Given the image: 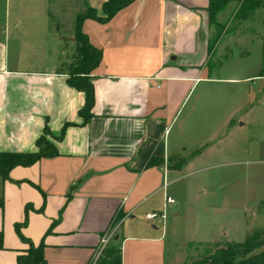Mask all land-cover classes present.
I'll return each mask as SVG.
<instances>
[{
  "label": "crops",
  "instance_id": "obj_1",
  "mask_svg": "<svg viewBox=\"0 0 264 264\" xmlns=\"http://www.w3.org/2000/svg\"><path fill=\"white\" fill-rule=\"evenodd\" d=\"M81 1L77 16L88 8L99 13L104 0ZM208 5L209 0H134L107 21L85 18L81 31L101 51L90 73L94 104L85 123L78 116L84 93L67 84L60 66L61 38L73 40L75 25L61 37L49 16L30 23L21 7L5 6L0 153L36 151L45 127L57 137L65 123L75 125L60 140L47 136L57 155L16 165L6 179L0 175V264H18L17 256L29 247L15 231L24 220L22 234L34 246L43 243L47 264H90L114 237L120 264H166L167 241H180L200 216L195 197H205L207 212L223 211L220 178L195 194L187 181L216 166L207 162L210 155L223 154L222 138L189 132L195 109L188 108L189 98L201 82L220 80L218 73L227 70L224 80L239 84L233 88L239 97L219 123L230 132L252 122L264 102V5L248 20H236L210 55L216 25ZM33 9L44 7L29 6L28 12ZM223 14H216L217 23ZM29 25L38 33L29 34ZM213 54L219 63L210 68ZM183 156L181 165L169 164ZM166 196L174 203H166ZM163 210L164 218H145ZM230 232L220 227L218 235L197 241L210 245L223 236L231 242Z\"/></svg>",
  "mask_w": 264,
  "mask_h": 264
},
{
  "label": "rangeland",
  "instance_id": "obj_2",
  "mask_svg": "<svg viewBox=\"0 0 264 264\" xmlns=\"http://www.w3.org/2000/svg\"><path fill=\"white\" fill-rule=\"evenodd\" d=\"M246 3V0H232L226 3L222 22L219 23L222 34L232 29L236 20H248L251 17V14L247 16L242 14V7ZM9 4L21 7L26 22H40L43 19L42 16H49L55 23V27H58L61 37L67 35L66 29L75 25V18L83 7L81 0H49V2L47 0H21L17 4L14 0L11 3L0 0V21L4 17L5 6ZM29 6L44 7V10H34V8L28 12ZM29 26H31L29 34L38 33L39 30L35 25ZM61 49H64V53L61 52L59 55L60 66L61 70L67 73L77 56L74 37L73 40L61 38ZM218 63L219 60L213 54L209 63L210 68L216 67ZM229 64L234 65L233 62ZM218 76L220 80L204 81L193 89L188 108L195 104V109L187 123L189 132H194L196 136L207 135L208 131L211 139L214 135L222 138L219 149L223 154L218 157L210 155L207 162L209 165L216 166L206 172L193 175L187 181L193 185V194H195L197 193L195 189L211 186L214 179L220 178L222 200L225 201L224 208L219 214L212 211L207 212L205 197H195V206L199 209L200 216L197 217L194 227L189 226L184 233L182 232L184 236H180V241H167L166 264H205L206 257L212 254L217 247H225L231 243L241 244L251 232L264 227V102L259 105L252 122L242 127H235L229 132V129L219 122L226 108L227 112L229 103L234 104L238 100L239 95L234 92L233 88L238 87L239 84L224 80L229 76L227 70L224 73L219 72ZM262 101H264V94ZM218 103L221 104L220 109ZM186 157L174 158L169 161V164L181 165ZM168 215H171V212ZM119 219L115 218L114 225L119 222ZM181 224L184 225L185 222ZM220 227H225V232L231 231V242L221 236L218 238L220 243H210L211 240L208 241L210 245L203 241L198 243L197 240L204 239L207 233L218 235ZM195 234L203 235L198 237ZM112 240L114 241L109 244H112L114 252L119 246V237H114ZM105 245L109 246L106 243L98 249L99 258L105 252ZM263 249L264 245L254 252ZM99 258H95L90 264H98Z\"/></svg>",
  "mask_w": 264,
  "mask_h": 264
},
{
  "label": "trees",
  "instance_id": "obj_3",
  "mask_svg": "<svg viewBox=\"0 0 264 264\" xmlns=\"http://www.w3.org/2000/svg\"><path fill=\"white\" fill-rule=\"evenodd\" d=\"M134 0H104L101 10L98 13L94 8H88L83 14L77 16L75 21V50L76 60L69 67L66 74V82L69 86L84 93L85 102L82 108L78 110V116L83 119V123L91 117V110L94 104L93 85L90 78L91 71L99 64L101 60V51L93 47L87 39V36L81 31V22L85 18H93L100 21L111 19L117 11L127 6ZM230 0H209L208 12L211 22L216 25V32L211 37L208 46L210 55L219 42L222 31L220 24L216 22V14L224 9L226 3ZM247 3L242 7V14L249 15L260 5H264L256 0H246ZM75 123H65L61 134L54 137L47 127L44 128L42 135L36 140V151L25 153H0V175L8 178V172L16 165L28 166L42 157H52L58 154L57 149L51 143L47 136L52 139L60 140L63 137L64 129L73 126ZM148 165V163H147ZM117 216H120L117 214ZM116 216V217H117ZM26 220L15 224V231L20 240L29 244V247L22 254L17 256L18 264H47L43 254V243L36 246L26 238L21 228L25 226ZM1 237V234H0ZM264 245V227L251 232L247 235L241 244L231 243L225 247H217L212 254L205 259V264H264V249L254 252ZM98 264H120V248L113 252V247H107Z\"/></svg>",
  "mask_w": 264,
  "mask_h": 264
},
{
  "label": "built area",
  "instance_id": "obj_4",
  "mask_svg": "<svg viewBox=\"0 0 264 264\" xmlns=\"http://www.w3.org/2000/svg\"><path fill=\"white\" fill-rule=\"evenodd\" d=\"M165 202L166 203H174V200L169 197V196H166L165 197ZM157 217H162L164 218L165 217V211H161V212H150V213H147L145 215V218L148 219V220H151V219H154V218H157Z\"/></svg>",
  "mask_w": 264,
  "mask_h": 264
}]
</instances>
